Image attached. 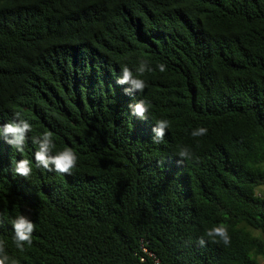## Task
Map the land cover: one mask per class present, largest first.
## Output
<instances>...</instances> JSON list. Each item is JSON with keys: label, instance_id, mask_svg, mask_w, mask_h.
Segmentation results:
<instances>
[{"label": "trees", "instance_id": "1", "mask_svg": "<svg viewBox=\"0 0 264 264\" xmlns=\"http://www.w3.org/2000/svg\"><path fill=\"white\" fill-rule=\"evenodd\" d=\"M140 57L168 65L146 74L143 121L114 81ZM14 112L79 157L26 180L12 161L35 146L0 140V242L18 264H140L143 247L163 264L264 259V0H0V124ZM159 118L171 129L153 143ZM181 145L197 158L178 164ZM21 211L37 225L22 253ZM219 223L231 245L199 247Z\"/></svg>", "mask_w": 264, "mask_h": 264}, {"label": "clouds", "instance_id": "2", "mask_svg": "<svg viewBox=\"0 0 264 264\" xmlns=\"http://www.w3.org/2000/svg\"><path fill=\"white\" fill-rule=\"evenodd\" d=\"M158 71L163 74L168 71V65L164 62H153L150 59L140 57L136 63L129 67L128 64L120 66L119 74L115 76V85L123 89L126 96L134 95L136 99L129 103L128 115L130 118H136L141 121L150 119L151 100L145 94V89L149 86V80L146 74H152ZM126 86V87H125ZM151 128L153 143H159L164 140L166 132L171 129L170 120L167 118L155 119ZM33 125L31 121L22 116L20 112H14L12 118L3 124H0V140H3L16 153H24L26 144L30 141L35 146V151L30 158H20L12 161L13 171L16 176L28 179L33 173V165L56 175H72L77 167L78 154L70 146L59 147L54 138L53 131H41L36 135H31ZM208 134V129L203 126H197L190 132L192 138L204 137ZM177 158V163L196 159V153L189 145H181L173 154ZM254 193L259 198H264V185L255 188ZM12 232V243L19 252H24L26 247L32 244V237L37 225L29 215L22 211L8 220ZM253 235L259 236L258 232ZM195 243L203 248L209 243L222 244L228 247L232 243L229 234V227L224 223L205 226L202 235ZM145 255H148L147 249H143ZM259 259V257H258ZM0 264H18L15 256L9 254L7 246L0 242ZM140 264H144L143 257L140 258Z\"/></svg>", "mask_w": 264, "mask_h": 264}, {"label": "built area", "instance_id": "3", "mask_svg": "<svg viewBox=\"0 0 264 264\" xmlns=\"http://www.w3.org/2000/svg\"><path fill=\"white\" fill-rule=\"evenodd\" d=\"M142 249H145V248L143 247ZM146 256L147 257H143L144 264H163L162 261L152 252L148 251V255Z\"/></svg>", "mask_w": 264, "mask_h": 264}, {"label": "rangeland", "instance_id": "4", "mask_svg": "<svg viewBox=\"0 0 264 264\" xmlns=\"http://www.w3.org/2000/svg\"><path fill=\"white\" fill-rule=\"evenodd\" d=\"M259 263H260V264H264V259L260 258V259H259Z\"/></svg>", "mask_w": 264, "mask_h": 264}]
</instances>
